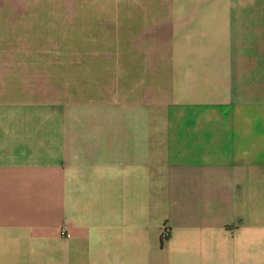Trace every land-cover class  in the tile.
Listing matches in <instances>:
<instances>
[{
  "label": "crops",
  "instance_id": "0c3cea01",
  "mask_svg": "<svg viewBox=\"0 0 264 264\" xmlns=\"http://www.w3.org/2000/svg\"><path fill=\"white\" fill-rule=\"evenodd\" d=\"M250 2L0 0V51L64 28L139 68L115 108L130 121L69 123L64 153L26 127L11 153L0 120V264H264V0Z\"/></svg>",
  "mask_w": 264,
  "mask_h": 264
},
{
  "label": "rangeland",
  "instance_id": "374dc122",
  "mask_svg": "<svg viewBox=\"0 0 264 264\" xmlns=\"http://www.w3.org/2000/svg\"><path fill=\"white\" fill-rule=\"evenodd\" d=\"M251 1L250 8L256 10V0ZM80 10L81 3H75L74 13ZM61 13L65 14V3H59ZM58 21L65 23L64 18ZM25 38L26 42L19 43V36L11 34L0 51L5 61L0 66V120L4 133L9 134L11 153H23L27 129L31 133L44 129L43 135L56 132L59 151L64 153L69 123L76 129L83 124L130 121V110H115L130 105L131 76L139 70L128 65V51H115L112 42L104 43L102 36H71L64 28L56 35ZM51 147L38 146L40 150Z\"/></svg>",
  "mask_w": 264,
  "mask_h": 264
},
{
  "label": "built area",
  "instance_id": "2783aa9c",
  "mask_svg": "<svg viewBox=\"0 0 264 264\" xmlns=\"http://www.w3.org/2000/svg\"><path fill=\"white\" fill-rule=\"evenodd\" d=\"M163 235L165 236V238L169 236V232L167 229H164Z\"/></svg>",
  "mask_w": 264,
  "mask_h": 264
}]
</instances>
